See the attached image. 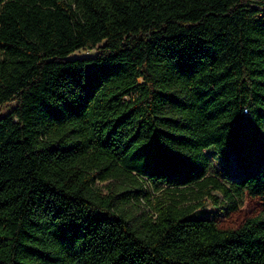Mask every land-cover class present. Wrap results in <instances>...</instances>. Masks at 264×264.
<instances>
[{"label": "trees", "instance_id": "16d2710c", "mask_svg": "<svg viewBox=\"0 0 264 264\" xmlns=\"http://www.w3.org/2000/svg\"><path fill=\"white\" fill-rule=\"evenodd\" d=\"M13 101L0 264H264V0H0Z\"/></svg>", "mask_w": 264, "mask_h": 264}, {"label": "rangeland", "instance_id": "374dc122", "mask_svg": "<svg viewBox=\"0 0 264 264\" xmlns=\"http://www.w3.org/2000/svg\"><path fill=\"white\" fill-rule=\"evenodd\" d=\"M95 49H88V50H75L70 55H85V54H91L94 53ZM138 80H141V77H138ZM16 102H9L2 106L0 108V114L4 115L8 111H10L13 107H15ZM207 152L210 154V164L208 168V172H217L221 171L224 167H228L230 169H234L236 167L235 161L233 157L230 158V160L227 162V164H224V161L222 160L219 155L216 153H213V149L207 150ZM128 158L133 161L142 162V164L150 165L152 162L154 165L157 152L155 147L150 144L149 142H146L144 144H141L139 147H134L128 154ZM235 173L232 171V174ZM113 184V181H110ZM99 185H104L109 182L105 181L104 184H101L102 182H97ZM145 188L151 192L152 196H159L162 197L165 192V188H162L164 186H158V189L155 187L149 185L148 182L144 184ZM105 190V187H104ZM153 198V197H152ZM163 198V197H162ZM143 203V202H142ZM205 211L203 212L205 215H214L218 214V217L223 220V224L226 226H236L239 224L245 217L247 216H253L257 214L260 211L259 203L257 202L256 198L250 197L246 195L243 199V203L240 207V210L237 213L231 214L229 217L225 218V216L222 214V212L218 208H213L211 202L207 200L206 198L203 200ZM127 207H129L127 205Z\"/></svg>", "mask_w": 264, "mask_h": 264}]
</instances>
